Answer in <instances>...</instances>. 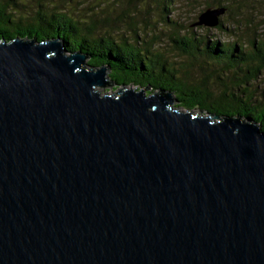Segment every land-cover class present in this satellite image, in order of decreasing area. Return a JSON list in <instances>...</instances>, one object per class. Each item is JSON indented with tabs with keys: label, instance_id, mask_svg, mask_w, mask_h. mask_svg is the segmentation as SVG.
<instances>
[{
	"label": "water",
	"instance_id": "1",
	"mask_svg": "<svg viewBox=\"0 0 264 264\" xmlns=\"http://www.w3.org/2000/svg\"><path fill=\"white\" fill-rule=\"evenodd\" d=\"M109 74L0 39V264H264L262 126Z\"/></svg>",
	"mask_w": 264,
	"mask_h": 264
},
{
	"label": "trees",
	"instance_id": "2",
	"mask_svg": "<svg viewBox=\"0 0 264 264\" xmlns=\"http://www.w3.org/2000/svg\"><path fill=\"white\" fill-rule=\"evenodd\" d=\"M63 1L75 2L0 0V39H58L68 52L86 55L89 66L109 68L110 89L116 92L129 86L151 89L148 95L165 91L175 97V107L212 119H251L264 130V20L252 17L253 11L261 14L264 0H207L187 27L167 18L177 0H119L123 8L118 16L102 10L116 0H100L93 10L104 15L91 11L94 15L84 16V21L76 7L63 6ZM152 3L171 26L169 57L155 48L156 34L148 41L147 34L144 39L134 31L130 37L114 31H119L120 22L134 24ZM208 9L225 10L217 27L197 25ZM218 32L230 38L220 40Z\"/></svg>",
	"mask_w": 264,
	"mask_h": 264
},
{
	"label": "rangeland",
	"instance_id": "3",
	"mask_svg": "<svg viewBox=\"0 0 264 264\" xmlns=\"http://www.w3.org/2000/svg\"><path fill=\"white\" fill-rule=\"evenodd\" d=\"M74 1H75L74 5L71 3L67 4L65 1H63V6L67 4V7H76L77 8L76 14L79 19L83 20L84 16H93L94 13L91 11L97 12L99 14V17H102V15H104L103 11L101 10H93L94 7H97V5H99L100 0H74ZM206 1L207 0H193L192 2V0H177L176 4H174L175 5L174 8L172 9L173 11L171 10L172 13L166 16L168 19H171L172 21L177 22L180 25H183L185 27L191 26V22H193L197 14L205 9V6L207 4ZM76 3H78V5H76ZM114 3L116 5L108 3L105 7H102L103 8L102 10L107 9L108 13L118 16L120 12L119 8L120 7L123 8V4L122 5L119 4V0H116V2ZM118 5L120 6L118 7ZM150 7L152 8L149 9L147 8L144 11L145 14H143L142 17H139L136 20V22H134V24H129L132 20L129 21L128 23L120 22L121 26L119 31L116 30L114 31L119 33L120 35L124 34L129 37L133 35V31H134L137 34H140V36L143 37L144 39L148 38L147 39L148 41L149 40L152 41L151 38H153V36H155L156 34V37L158 39H156V42L154 43L155 48L158 51L163 52V54L165 53V55L169 57L170 52H172V42L170 35L171 26L167 25L163 21L164 17L159 15V13L156 11L157 9L156 4L152 3ZM259 7L262 6L259 5ZM263 10L264 8L261 9V14L253 11L254 13L252 15L253 19L255 20L256 18H258L255 21L258 22L259 20L260 21L264 20V16H262V14L264 15ZM144 19H146L149 22L148 25H146ZM193 28H195V26ZM179 30L181 32L182 31L186 32L187 28H181ZM218 33L219 35H217L216 37L220 40H225L227 38H230L227 34L224 35V33H220V32ZM146 34L148 37L145 38ZM213 34H217V32H213ZM263 81H264V75H263Z\"/></svg>",
	"mask_w": 264,
	"mask_h": 264
}]
</instances>
